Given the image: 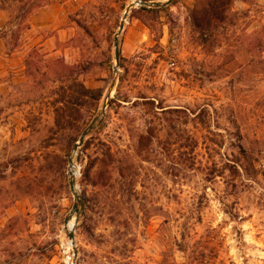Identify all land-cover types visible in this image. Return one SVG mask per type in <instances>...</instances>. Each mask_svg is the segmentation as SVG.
<instances>
[{
    "label": "rangeland",
    "instance_id": "374dc122",
    "mask_svg": "<svg viewBox=\"0 0 264 264\" xmlns=\"http://www.w3.org/2000/svg\"><path fill=\"white\" fill-rule=\"evenodd\" d=\"M134 1L0 0V264H264V0Z\"/></svg>",
    "mask_w": 264,
    "mask_h": 264
},
{
    "label": "trees",
    "instance_id": "16d2710c",
    "mask_svg": "<svg viewBox=\"0 0 264 264\" xmlns=\"http://www.w3.org/2000/svg\"><path fill=\"white\" fill-rule=\"evenodd\" d=\"M235 0H203L193 12V21L200 33L212 32L214 22L221 21ZM93 90L89 91L92 92Z\"/></svg>",
    "mask_w": 264,
    "mask_h": 264
},
{
    "label": "water",
    "instance_id": "95a60500",
    "mask_svg": "<svg viewBox=\"0 0 264 264\" xmlns=\"http://www.w3.org/2000/svg\"><path fill=\"white\" fill-rule=\"evenodd\" d=\"M172 3V0H168L167 2L165 3H162L160 1H151V2H147V1H142V0H137V1H134L126 10L125 12V15H124V18H123V21H122V24L120 26V31H119V34L118 36L123 32L124 28H125V23H126V20L128 18V15L130 14V12L132 11L133 8H136V7H139V6H145V7H148V8H161L163 6H166V5H170ZM116 53H115V58H116V62H117V67L119 66V63H120V60H121V50H120V43L118 41V37H117V41H116ZM116 67V68H117ZM87 136V132H85L81 138V141L79 144H77V148L83 144L84 142V139L85 137ZM71 165L74 166L72 164V161H71ZM71 185V189L72 191H76V180L73 179L70 183ZM76 196V199L78 198V195L75 194ZM75 211L78 212V204L76 203L75 204V207H74ZM70 222V220H68L67 224ZM76 225H77V221L75 223V225L73 226V231L69 232L68 235H69V238L70 240L72 241V245L75 243V240H76Z\"/></svg>",
    "mask_w": 264,
    "mask_h": 264
},
{
    "label": "bare ground",
    "instance_id": "6f19581e",
    "mask_svg": "<svg viewBox=\"0 0 264 264\" xmlns=\"http://www.w3.org/2000/svg\"><path fill=\"white\" fill-rule=\"evenodd\" d=\"M71 169H72V172H74L73 174L74 175H77L78 174V171H77V169H76V166H71ZM75 223H76V218H72V219H70V222L67 224V230H68V232H71V231H73L72 229H73V226L75 225ZM69 245L71 246L72 245V242L70 241L69 242Z\"/></svg>",
    "mask_w": 264,
    "mask_h": 264
},
{
    "label": "built area",
    "instance_id": "2783aa9c",
    "mask_svg": "<svg viewBox=\"0 0 264 264\" xmlns=\"http://www.w3.org/2000/svg\"><path fill=\"white\" fill-rule=\"evenodd\" d=\"M69 246H70V245H69ZM72 246H73V245H71L70 248H71ZM74 255H75V254H74ZM73 257H74V256H73ZM69 261H70L69 264H74V263H73V258H72V257H69Z\"/></svg>",
    "mask_w": 264,
    "mask_h": 264
}]
</instances>
